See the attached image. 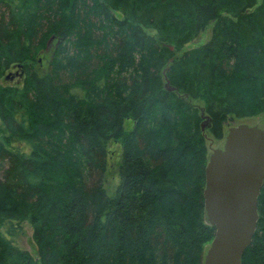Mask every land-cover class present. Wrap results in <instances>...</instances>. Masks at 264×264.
Masks as SVG:
<instances>
[{
	"label": "trees",
	"instance_id": "16d2710c",
	"mask_svg": "<svg viewBox=\"0 0 264 264\" xmlns=\"http://www.w3.org/2000/svg\"><path fill=\"white\" fill-rule=\"evenodd\" d=\"M201 108L216 139L264 114V0H0V264H204ZM258 212L242 264H264V185Z\"/></svg>",
	"mask_w": 264,
	"mask_h": 264
},
{
	"label": "water",
	"instance_id": "95a60500",
	"mask_svg": "<svg viewBox=\"0 0 264 264\" xmlns=\"http://www.w3.org/2000/svg\"><path fill=\"white\" fill-rule=\"evenodd\" d=\"M165 79L166 87L175 89L167 76ZM201 110L205 129L210 118L204 114V108ZM205 180L207 223L215 228L206 264H242L259 220L258 200L264 185V128L244 122L229 127L223 147H211Z\"/></svg>",
	"mask_w": 264,
	"mask_h": 264
},
{
	"label": "rangeland",
	"instance_id": "374dc122",
	"mask_svg": "<svg viewBox=\"0 0 264 264\" xmlns=\"http://www.w3.org/2000/svg\"><path fill=\"white\" fill-rule=\"evenodd\" d=\"M174 25L177 26L178 24L174 23ZM172 27L176 29L175 26H172ZM211 28H212V24L207 26L206 29L203 32H201L199 34V36L193 42H191V45H198V44H202V43L207 42L208 39L210 38ZM146 30L152 34H156L155 30L152 28H147ZM52 37L54 38V36H52ZM52 37H51L52 40L49 43L48 53L39 56L38 64H39V66H41V69H45L47 67V65L49 63L48 60H49L50 54L52 52V48L58 42L57 39H53ZM21 79H22V76H21L20 67H13V68L7 70V72H6V74L3 77L1 82L4 83L6 80H8V81L10 80V83L17 84V83L21 82ZM204 121H205V119L203 117L202 122H204ZM243 122L250 124V125L259 124L260 126H262L264 128V114L247 115V116H242V117L230 119L226 123V125L224 126V135L227 134L229 127L238 125L239 123H243ZM131 126H132V122L128 121L126 124V127L131 128ZM203 131L205 133V141H206V145L209 149V153L211 151V147H213V148H218V147L222 148L223 147L224 141H225L224 137L221 139L214 138V136L208 132L207 126L205 127V129ZM122 148H123V145H122L121 140L112 141L110 146H109L110 159H109V169L107 172L106 188L110 194L114 193L116 186H117V183H118V180H119V164L121 161ZM19 240H20L22 247L29 250L33 254H36L37 247H36V244L32 238V229L28 224H24V233L22 234V236L20 237ZM204 256H205V254H204Z\"/></svg>",
	"mask_w": 264,
	"mask_h": 264
},
{
	"label": "bare ground",
	"instance_id": "6f19581e",
	"mask_svg": "<svg viewBox=\"0 0 264 264\" xmlns=\"http://www.w3.org/2000/svg\"><path fill=\"white\" fill-rule=\"evenodd\" d=\"M204 119H205V117H204ZM203 123V122H202ZM208 123H209V121H208ZM207 123V124H208ZM206 126H208V125H206ZM201 127H202V124H201ZM202 130H204L203 128H202ZM208 162V161H207ZM205 172V171H204ZM205 186H206V180H205ZM204 189H205V187H204ZM203 192H204V190H203ZM203 198H204V196H203ZM205 208V207H204ZM214 236H215V233H214ZM213 239H214V237H213ZM213 239H212V241H213ZM212 241L210 242V244L212 243ZM210 244H209V246H210ZM208 246V247H209ZM208 249V248H207ZM206 253H207V251H206ZM206 253H205V256H204V264H206Z\"/></svg>",
	"mask_w": 264,
	"mask_h": 264
},
{
	"label": "flooded vegetation",
	"instance_id": "af4514ba",
	"mask_svg": "<svg viewBox=\"0 0 264 264\" xmlns=\"http://www.w3.org/2000/svg\"><path fill=\"white\" fill-rule=\"evenodd\" d=\"M208 125V124H207ZM224 138H225V135H224Z\"/></svg>",
	"mask_w": 264,
	"mask_h": 264
}]
</instances>
